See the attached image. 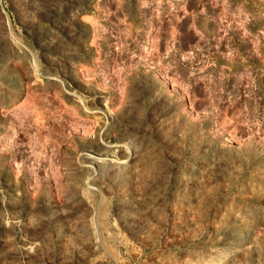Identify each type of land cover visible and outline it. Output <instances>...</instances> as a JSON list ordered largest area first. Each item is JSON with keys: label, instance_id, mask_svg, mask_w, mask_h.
Instances as JSON below:
<instances>
[{"label": "rangeland", "instance_id": "1", "mask_svg": "<svg viewBox=\"0 0 264 264\" xmlns=\"http://www.w3.org/2000/svg\"><path fill=\"white\" fill-rule=\"evenodd\" d=\"M0 264H264V0H0Z\"/></svg>", "mask_w": 264, "mask_h": 264}, {"label": "bare ground", "instance_id": "2", "mask_svg": "<svg viewBox=\"0 0 264 264\" xmlns=\"http://www.w3.org/2000/svg\"><path fill=\"white\" fill-rule=\"evenodd\" d=\"M119 161H123V160H119Z\"/></svg>", "mask_w": 264, "mask_h": 264}]
</instances>
